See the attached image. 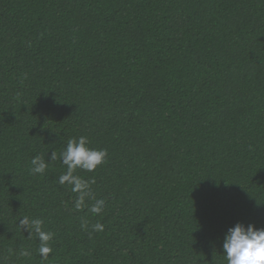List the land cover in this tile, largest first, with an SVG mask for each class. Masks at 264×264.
Returning a JSON list of instances; mask_svg holds the SVG:
<instances>
[{"label":"trees","instance_id":"obj_1","mask_svg":"<svg viewBox=\"0 0 264 264\" xmlns=\"http://www.w3.org/2000/svg\"><path fill=\"white\" fill-rule=\"evenodd\" d=\"M81 136L108 155L78 208ZM237 223L264 228V0H0V264H227Z\"/></svg>","mask_w":264,"mask_h":264},{"label":"clouds","instance_id":"obj_2","mask_svg":"<svg viewBox=\"0 0 264 264\" xmlns=\"http://www.w3.org/2000/svg\"><path fill=\"white\" fill-rule=\"evenodd\" d=\"M87 137L81 136L77 139H70L64 151L60 153V159L63 165L66 166V172L59 177L61 185L67 183L72 186L73 192H79L80 197L76 206L79 208L84 201L86 195H91L89 184L82 180L79 176L74 175L76 169H83L88 172H94L99 166L106 162L108 155L106 149L95 150L88 146ZM57 159L55 151L51 153L50 160ZM33 167L31 171L34 174L43 175L46 172L48 163L40 156L33 157L31 161ZM104 206L103 200H97L91 207V212L99 214ZM20 227L29 232V236L33 232L37 235L40 241L38 249L42 259H48L52 253V248L49 246V241L53 239V233L44 231L42 228L43 220L32 219L27 216L23 217L20 222ZM96 232L104 230L103 225L97 223L92 226ZM223 252L227 264H264V228H256L252 224L245 226L242 223H237L234 227L228 229L223 241ZM27 256L29 252L22 253Z\"/></svg>","mask_w":264,"mask_h":264}]
</instances>
